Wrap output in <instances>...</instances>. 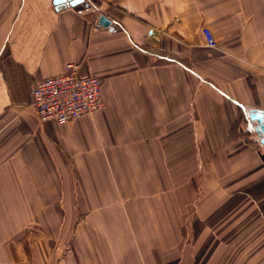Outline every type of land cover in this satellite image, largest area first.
Segmentation results:
<instances>
[{
    "label": "crops",
    "instance_id": "0c3cea01",
    "mask_svg": "<svg viewBox=\"0 0 264 264\" xmlns=\"http://www.w3.org/2000/svg\"><path fill=\"white\" fill-rule=\"evenodd\" d=\"M86 1L0 0V264H264V0ZM67 63L105 106L41 122Z\"/></svg>",
    "mask_w": 264,
    "mask_h": 264
},
{
    "label": "built area",
    "instance_id": "2783aa9c",
    "mask_svg": "<svg viewBox=\"0 0 264 264\" xmlns=\"http://www.w3.org/2000/svg\"><path fill=\"white\" fill-rule=\"evenodd\" d=\"M94 24L97 28L104 26L100 14ZM202 32L209 46L217 45L209 28L204 27ZM32 93L35 112L41 122L54 120L69 124L105 106L102 79L77 63H67L64 71L39 79Z\"/></svg>",
    "mask_w": 264,
    "mask_h": 264
},
{
    "label": "water",
    "instance_id": "95a60500",
    "mask_svg": "<svg viewBox=\"0 0 264 264\" xmlns=\"http://www.w3.org/2000/svg\"><path fill=\"white\" fill-rule=\"evenodd\" d=\"M53 2L55 5L66 4L71 6L89 4L86 0H53ZM100 22L106 27H110L112 24V20L103 13L100 14ZM250 116L253 120H257L258 125L256 126V131L259 133L262 142L264 143V112L260 110H252Z\"/></svg>",
    "mask_w": 264,
    "mask_h": 264
},
{
    "label": "rangeland",
    "instance_id": "374dc122",
    "mask_svg": "<svg viewBox=\"0 0 264 264\" xmlns=\"http://www.w3.org/2000/svg\"><path fill=\"white\" fill-rule=\"evenodd\" d=\"M50 231H52V232H57L56 230H53V229H51ZM70 232H68V234H66L65 236H64V238L62 237L61 238V243H62V245H63V242L65 243V245L67 244V243H69V239L71 238V239H73V232L71 231V233L69 234ZM70 237V238H69ZM55 241V240H54ZM55 243V242H54ZM62 249V248H61ZM62 250H60V252H61Z\"/></svg>",
    "mask_w": 264,
    "mask_h": 264
}]
</instances>
